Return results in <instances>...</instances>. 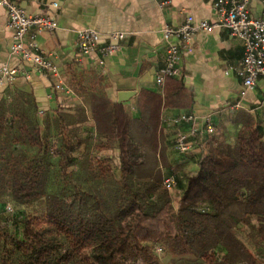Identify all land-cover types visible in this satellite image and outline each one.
Segmentation results:
<instances>
[{
  "label": "trees",
  "instance_id": "1",
  "mask_svg": "<svg viewBox=\"0 0 264 264\" xmlns=\"http://www.w3.org/2000/svg\"><path fill=\"white\" fill-rule=\"evenodd\" d=\"M162 100L142 90L132 114L98 92L43 113L0 99V264H264L263 127L204 149L173 195Z\"/></svg>",
  "mask_w": 264,
  "mask_h": 264
},
{
  "label": "crops",
  "instance_id": "2",
  "mask_svg": "<svg viewBox=\"0 0 264 264\" xmlns=\"http://www.w3.org/2000/svg\"><path fill=\"white\" fill-rule=\"evenodd\" d=\"M15 1L28 13L55 19V29L32 28L27 40L33 38L39 50L58 66L68 91L56 90L52 77L34 71L30 63L10 53L12 31L7 26L6 10L0 6V62L10 67L21 65L28 72H20L0 86V99L8 94L27 93L33 96L38 112L43 113L55 108L73 109L84 103L87 92H98L123 103L134 114L140 91L159 92L163 99L159 122L162 160L181 166V171L195 169L196 160L207 147L217 143L232 145L244 125L259 124L264 129V78L259 77L252 89L244 88L233 68L243 56V45L225 27L194 34L191 50L182 53L179 75L161 85L155 81L166 55L162 28L181 24L189 14L197 20L214 21V0H167L162 7L158 5L161 0ZM263 9L264 0L250 1L253 17ZM83 27L97 30L102 35L101 44L106 43V35L111 32L121 31L124 36L113 53L103 56L96 49L82 57L75 43L77 30ZM181 113L193 114L199 129L190 139L188 153H179L173 147L177 131L187 130L172 122ZM207 118L214 127L212 133L203 129ZM174 154L176 157L172 158Z\"/></svg>",
  "mask_w": 264,
  "mask_h": 264
},
{
  "label": "built area",
  "instance_id": "3",
  "mask_svg": "<svg viewBox=\"0 0 264 264\" xmlns=\"http://www.w3.org/2000/svg\"><path fill=\"white\" fill-rule=\"evenodd\" d=\"M251 0H214L213 8L216 12L214 21L197 20L193 15H186L184 21L177 26L165 25L162 34L167 41L164 65L156 74V83L161 85L168 77H176L180 73L179 63L183 51L191 50V38L200 31H211L215 27H225L231 36L241 40L243 56L233 67L238 77L242 79L245 89H252L259 77L264 78V9L260 15L253 17L249 12ZM167 0L158 2L160 7ZM56 6L55 3H52ZM0 6L6 10L7 26L12 31L10 53L20 57L22 61L30 63L36 72L48 75L54 79L56 90L67 92L58 66L38 48L35 40H27L28 31L32 28L53 30L57 27L53 17L44 14L28 13L17 5L15 0H0ZM124 33L114 31L106 35V43L101 44L102 35L91 27L77 30L76 49L84 57L96 49L105 56L119 48V41ZM28 74L21 65L10 67L0 62V86L15 79L18 73ZM264 119V112H263ZM174 125L186 126L187 130L179 129L174 139V149L179 153H188L191 149V138L198 132L196 117L190 113H181L172 119ZM206 133H212L214 127L207 118L203 124ZM174 183L172 174L163 178V185L171 189Z\"/></svg>",
  "mask_w": 264,
  "mask_h": 264
},
{
  "label": "rangeland",
  "instance_id": "4",
  "mask_svg": "<svg viewBox=\"0 0 264 264\" xmlns=\"http://www.w3.org/2000/svg\"><path fill=\"white\" fill-rule=\"evenodd\" d=\"M172 158H175L176 157V155L174 154V155H172L171 156ZM167 163V162H166ZM162 164H163V161H162ZM169 165H167V167H165V165L163 164V171L165 172V174L167 173H171V174H179L180 172H181V169H182V167L181 166H171L170 165V163H168ZM170 191H171V193L174 195L176 192H175V189L172 187L171 189H170ZM175 201H176V199H175ZM164 262H166V260L165 261H163V263Z\"/></svg>",
  "mask_w": 264,
  "mask_h": 264
},
{
  "label": "water",
  "instance_id": "5",
  "mask_svg": "<svg viewBox=\"0 0 264 264\" xmlns=\"http://www.w3.org/2000/svg\"><path fill=\"white\" fill-rule=\"evenodd\" d=\"M122 99H120V101H121Z\"/></svg>",
  "mask_w": 264,
  "mask_h": 264
}]
</instances>
